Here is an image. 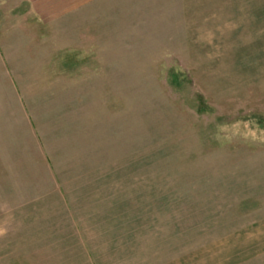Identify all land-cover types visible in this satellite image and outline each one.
<instances>
[{
  "label": "rangeland",
  "instance_id": "rangeland-1",
  "mask_svg": "<svg viewBox=\"0 0 264 264\" xmlns=\"http://www.w3.org/2000/svg\"><path fill=\"white\" fill-rule=\"evenodd\" d=\"M0 264H264V0H0Z\"/></svg>",
  "mask_w": 264,
  "mask_h": 264
}]
</instances>
